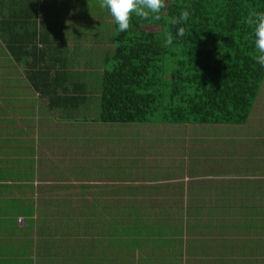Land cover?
Here are the masks:
<instances>
[{
    "label": "trees",
    "instance_id": "1",
    "mask_svg": "<svg viewBox=\"0 0 264 264\" xmlns=\"http://www.w3.org/2000/svg\"><path fill=\"white\" fill-rule=\"evenodd\" d=\"M185 8L191 13L183 25L186 35L175 38L180 25L172 19ZM253 11H264V0H166L160 19L133 18L130 29L120 33L99 0H0V43L36 95L37 125L45 122L52 131L51 120L98 124L105 135L97 139L103 148L95 153H139L138 147L110 148L115 141L108 124L187 123L242 127L248 134L244 145L264 158V99L253 113L264 69L255 63L246 23ZM169 34L174 40L166 46ZM2 67L0 59V77ZM7 111L0 116L13 124ZM10 142L0 152V264H28L16 255L40 252L39 257L44 249L53 258L37 264H98L95 253L110 244L111 232L184 233L182 243L189 248L226 246L230 264H236L237 245L264 248V207L239 205L235 185L229 187L234 196L211 209L197 204L186 210L145 209L135 203L109 210L86 199V184L75 186L77 191L47 183L9 185L7 173H19L32 161H18L19 169L9 166L6 154L21 155L20 146L6 152ZM177 215L195 220L178 225L171 220ZM75 246L81 248L77 255L69 250Z\"/></svg>",
    "mask_w": 264,
    "mask_h": 264
},
{
    "label": "crops",
    "instance_id": "2",
    "mask_svg": "<svg viewBox=\"0 0 264 264\" xmlns=\"http://www.w3.org/2000/svg\"><path fill=\"white\" fill-rule=\"evenodd\" d=\"M28 92L30 93L25 92L26 94L19 96L25 98L21 100V104H34L33 94L30 90ZM3 96L0 92V98ZM3 109L4 106H0L1 113ZM27 110L29 114L25 119L16 117L20 122L14 128L15 131L11 133V141L15 149L18 146L21 147V155L15 156L23 160L19 162H24V160L35 161V164L37 162L36 171L41 175V179L38 180L40 185L43 183L53 185L57 178L63 180H58V182L70 188L74 186L73 189L77 191L75 186L86 184L84 190L89 194L86 199L94 198L95 206L98 204L101 208L109 210L127 208L128 205L135 203L145 209L186 210L192 204L204 208L200 207L195 199L199 193L209 194V201L221 203L227 194L232 193L229 192V187L235 185L239 205L244 206L247 203V206L264 207V170L261 169L264 165V158L259 150L258 152L251 150V153L244 145L248 134L247 132L243 134L244 128L242 127L234 131L231 128L233 126L226 125L159 124L156 129L169 131L162 135L165 137H160L161 134L158 132L152 135L156 137L138 140L132 139L136 137L130 134L122 141L114 142L113 146L109 142L110 148L123 146L115 150L131 149V147L140 149L139 153L130 151L126 156L120 154L117 160L119 166L117 171H114L113 169L108 170L106 165L111 166L116 159L109 156L101 158L106 153L104 150L95 153L96 149L103 148L98 142L97 146L94 145V139L96 136V140L99 139L102 133V126L95 123L80 125L75 122H65L75 129L78 128L75 137H68V133L62 134L61 131L57 137L55 131L53 133L47 128L43 129V124L42 126L37 125V110L36 112ZM12 112L13 115L16 113V111ZM12 120L16 124L14 117ZM180 130H184L185 133L181 135ZM4 131H6L5 122L0 116L1 147L10 140ZM57 138H60L59 143H57ZM187 142L192 150L195 149L194 152H189L190 158L186 151ZM218 144L220 149L217 148ZM90 147L92 148L89 149ZM153 149L156 153L151 152ZM91 150H93L92 153ZM41 153H44L42 155L44 159L38 157ZM131 153L132 158H130ZM163 156H167L165 167L160 165L164 160ZM172 156H177L180 163L178 160L176 162ZM21 167H24L23 171H28L25 164ZM52 174L54 177H51ZM68 176L70 182H66ZM58 182L55 181V183ZM217 193H221L222 196ZM251 197L253 200H250ZM198 198L203 202L208 201V197L207 199H202L200 196ZM238 221L244 223L242 219ZM241 232L239 229L238 237H241ZM153 235L130 234L128 236L127 233L111 232L110 244L106 248L99 247V252L95 253L94 259L98 264H130L123 261L124 259L133 260V264H194L195 258L204 255L202 259L200 258V264H230L226 246L198 248L194 245L189 248L182 243L186 238L184 233ZM125 236L137 239V241L130 242ZM150 243L152 245H148ZM164 243L167 244V249ZM126 252H132L137 256L128 255ZM232 252H235L236 264H264V248L261 246L237 245ZM247 260L248 263H246Z\"/></svg>",
    "mask_w": 264,
    "mask_h": 264
},
{
    "label": "rangeland",
    "instance_id": "3",
    "mask_svg": "<svg viewBox=\"0 0 264 264\" xmlns=\"http://www.w3.org/2000/svg\"><path fill=\"white\" fill-rule=\"evenodd\" d=\"M4 52H5L4 51V48H3L2 44L0 43V59L3 62V67L1 68V77H0V89H4L5 90L4 91L5 94H4L3 98H0V102L5 100V103H2L1 102L2 104H0V106H4V109H7L8 110L6 113L9 112L8 113V116L11 119L13 117L16 119V124H15V122L13 124H9V125L7 123H5V127H6L7 132L4 131L5 132L4 134L5 135H7V134L11 135V133L15 131L14 128L17 127L18 122H20L17 118L22 119V117H23V119H25V117L29 114L27 109H30V110H33V111L36 112V110L38 108H37V102L35 100V98H36L35 97V93L33 94V92H31V93L34 95V97L32 95V97L34 99L32 102L34 104H21V100H23L25 98H21L19 96L20 95H23L25 92L26 93H30V92H28V90H29V84L27 83V81H25V79L23 77V73H22L21 68L19 67L20 68L19 69L14 63H12L11 60L6 57V55L4 54ZM263 87H264V82H263L262 87L260 89V92H259V94L257 96V99H256V101L254 103V107L255 108L253 110V113L254 112L258 113V107L257 106L264 99L263 96L261 97V95L263 93ZM80 110H83V109H80ZM12 111H16V113L13 115L12 114L13 113ZM251 118H252V116L250 117V120H251ZM51 122H52V124H51L52 127H56V129H55L56 131L55 130H52V131H53V133L55 131V135L57 137H59L60 131H61L62 134L68 133V137H75V133L77 132L78 128L75 129L72 125L67 124L65 122H56L55 123L52 120H51ZM43 125H44L43 129H46V128H48L50 126V124H45V122L43 123ZM108 125H112V126H107V127H105V129L107 128L106 130L109 131V134L112 135L111 138H114V141L115 142H117V140L118 141H122V139H125V137H128L130 134H131V136L136 137V138H132V139H138L139 140L141 138L156 137V136H152V135H155L158 132L161 135H165V134H167L169 132V131H167L165 129H156L159 124H134V125L108 124ZM102 129L104 130L103 127H102ZM58 130H60V131H58ZM179 132H180L181 135H183V133H185L184 130H180ZM242 132H243V134H246L247 131L245 129H243ZM41 134H44V133H41ZM104 135H105V133H101L99 135V138H102ZM231 135H233V134H231ZM238 135H240V132H238ZM96 138H97V136H96ZM96 138L94 139V145L95 146H97V140H96ZM10 140H11V138H10ZM73 140H75V139H73ZM59 141H60V138H57V143H59ZM11 144H12V141L10 143L6 144L7 145L6 146V152H8V151L11 150V146H13ZM186 146H187L186 151L188 153L187 156H188V158H190L189 152L190 151L191 152H194L195 149L192 150V147H189V142L186 143ZM119 147H123V146H118L115 149H119ZM217 148L220 149L219 144H218ZM0 150H1L0 152H3L4 151V147H0ZM92 152H93V150L91 151V153ZM151 152L156 153L154 149ZM43 154L44 153H41V155H38V157L44 159V157L42 156ZM120 154L121 153L116 152L114 155H109L110 158L116 159V162L113 163L111 166L106 165L108 170H112L113 169L114 171H117V168H115V167L118 164V161L117 160H118ZM6 156H7V158H6ZM6 156H4V158L7 159V163L9 164V166L17 167V169H19L18 168L19 165H18L17 160L18 161H23V160L20 159L19 157H15L16 155H14V154H6ZM106 156H107V154L104 153L101 156V158L102 157L103 158H106ZM172 157L175 158L176 162H177V160L179 161V159L176 158L177 156H172ZM1 158L2 157H0V159ZM36 159L37 158H35V160ZM162 159H164V160H162L163 162H161L160 165L162 167L167 166L166 165V163H167V156H163ZM195 159H196V157L194 156V160ZM45 160H48V159H45ZM92 163H94L93 160H92ZM179 163H180V161H179ZM20 164H23V163H20ZM25 165L27 166L26 169H28V171H25V173H23V168H21L22 170H20L22 173L19 170H18L19 173L15 172V173H13V175L7 173V182L9 183V185H14V184L16 185V183H18V182L20 184L29 185V186H35L34 184H36V185L38 184V182H39L38 180L41 179V175L40 174H37V171H36V167H38L37 162L35 164V161H30L29 163L26 162ZM157 165L158 164H156V166ZM8 168L6 169V170H8V172L10 170H13V169H8ZM66 175H67V173L65 174V176ZM22 176L24 178H22ZM51 177H54V174H52ZM58 180H62V179H57L56 178L54 180V182H53V188H57L56 187V185H57V186H59V188H57L59 190L60 188H62L65 185H63L62 183L58 182ZM55 181H57L58 183H55ZM66 182H70L69 176H68V180H66ZM69 188H70V186H69ZM45 189H47V188H45ZM208 195H205L203 193H199V195H197V197L195 198L198 201V205H200V207L201 206L204 207V209H211L213 206L216 205V201H213V202L212 201H209L210 195L209 196ZM217 195L222 196L221 193H217ZM231 195L232 194L229 193L226 196L232 197ZM199 196L202 197V199H207V197H208V201L203 202L201 199L198 198ZM235 199H237V197ZM250 200H253V197H251ZM179 218H182V219L179 220ZM171 220H172L173 223H176L178 225L179 224L183 225V224H186V223L188 224L189 222H193L195 220V218L192 217L191 219L188 218V220H187L184 216L180 217V215H177V216H173L171 218ZM17 222H18V225L21 226L23 224L22 218L18 219ZM178 233L179 232H177L175 234H178ZM150 235L151 236H154L153 234H150ZM54 237L56 238L57 235H55ZM125 238L127 240H129V241L132 239L131 237L128 238L127 236H125ZM146 239H148V237ZM146 239H143V240H146ZM148 245H152V243H150ZM153 245H155V244H153ZM164 246L167 249V244L166 243H164ZM69 248H70L69 250L72 251V252H74L75 255H77L79 253V251H81V248H78V246H75L73 248L72 247H69ZM41 252H42V255L43 256H39V257H37L36 255L39 254L40 252H37V253L36 252L35 253L30 252L29 254L25 253V255H16V256L18 258H20V260H27V263L28 264H34V262H35V264H37V262H40L38 260L40 258L43 259V257L46 260H47V257L48 258H51V259L53 258V257H50V254L53 255L52 252H50V251H47V250L44 249ZM126 254L131 255V256L132 255L133 256H137V255L133 254L132 252H130V253L129 252H126ZM131 258H134V257H131ZM123 261H126V263H130V264L132 263L133 264V262H132L133 260L130 261V259H127V260L124 259ZM64 264H67V263H64ZM68 264H72V262H69Z\"/></svg>",
    "mask_w": 264,
    "mask_h": 264
},
{
    "label": "clouds",
    "instance_id": "4",
    "mask_svg": "<svg viewBox=\"0 0 264 264\" xmlns=\"http://www.w3.org/2000/svg\"><path fill=\"white\" fill-rule=\"evenodd\" d=\"M99 6L107 9L117 26V32H127L133 18L140 19H160L162 9L166 7V0H99ZM190 10L185 8L181 10L178 17L172 19L173 25H180L176 29L175 38H183L186 35L183 26L189 20ZM246 23L251 26L250 40L256 55L255 63L261 69H264V11H253L246 18ZM174 37L169 34L165 45H171Z\"/></svg>",
    "mask_w": 264,
    "mask_h": 264
}]
</instances>
